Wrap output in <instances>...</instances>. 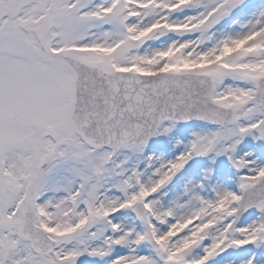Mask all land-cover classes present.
Wrapping results in <instances>:
<instances>
[{"label": "snow or ice", "instance_id": "snow-or-ice-1", "mask_svg": "<svg viewBox=\"0 0 264 264\" xmlns=\"http://www.w3.org/2000/svg\"><path fill=\"white\" fill-rule=\"evenodd\" d=\"M193 120L173 158L144 154ZM247 136L264 0H0V264H264ZM209 156L235 179L190 165Z\"/></svg>", "mask_w": 264, "mask_h": 264}, {"label": "rangeland", "instance_id": "rangeland-1", "mask_svg": "<svg viewBox=\"0 0 264 264\" xmlns=\"http://www.w3.org/2000/svg\"><path fill=\"white\" fill-rule=\"evenodd\" d=\"M169 123L170 122H165V126H169ZM201 123L202 122L199 121L192 123H176L175 127H173L171 132H169L167 135L151 138L149 140L148 145L145 148L144 154L146 156L147 155L156 156V154L168 153L169 155H171V157L175 156L180 151H182L183 145L188 143L189 140L192 139V132L198 131L199 125ZM177 141H181V143L177 144ZM242 148L244 151H249L253 153L251 159H255L257 160L258 163L264 164V140H253L251 136L244 137L241 143L237 146V149H242ZM203 158L204 157L194 158V161L190 162L192 168L202 170L206 167L213 166V165L210 166V164L212 163V159L208 160V162L204 164L201 162ZM216 160L221 161L222 166L219 169L214 166L215 169H217V171L220 170L221 172L223 171L224 173L229 174L231 166L227 158L219 157ZM261 248L264 249V244L261 245ZM261 259H264V257H261ZM209 264H214V262L210 261ZM232 264H235V261H233Z\"/></svg>", "mask_w": 264, "mask_h": 264}, {"label": "bare ground", "instance_id": "bare-ground-1", "mask_svg": "<svg viewBox=\"0 0 264 264\" xmlns=\"http://www.w3.org/2000/svg\"><path fill=\"white\" fill-rule=\"evenodd\" d=\"M183 146H184V145H183ZM182 150H183V148H182ZM243 152H245V151L243 150V148H242V149H237V154H238V155H242ZM156 156H157V157H162V158H165V159H166V158L171 159V158L174 157V156L171 157V155H169L168 153H165V154H156ZM252 156H253V153H252ZM252 156L249 157V159H251ZM208 160H211V157H210V156H209V157H204V158L201 160V162L205 164V163L208 162ZM211 165H213L211 168H213V170H214V176L219 177L221 180H225L227 177H232V178L234 179V178L236 177V175H237L236 172H235V169H233V168L230 169L229 174H226V173H224L223 171L221 172L220 170L217 171V169H215V167L219 169V168L222 166V162H221V161H217V160H216L215 164L211 163L210 166H211ZM214 166H215V167H214ZM198 170H200V169H198ZM201 174H202V170H201ZM229 186H230V187H234V184L231 183V182H229Z\"/></svg>", "mask_w": 264, "mask_h": 264}]
</instances>
